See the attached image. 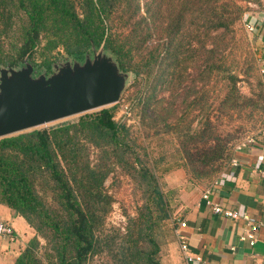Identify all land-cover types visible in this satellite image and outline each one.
Here are the masks:
<instances>
[{
  "label": "trees",
  "instance_id": "16d2710c",
  "mask_svg": "<svg viewBox=\"0 0 264 264\" xmlns=\"http://www.w3.org/2000/svg\"><path fill=\"white\" fill-rule=\"evenodd\" d=\"M218 1L0 0V66L19 67L26 61L35 73L40 67L49 74L61 51L83 61L103 46L121 71L155 75L156 90L167 72L165 57L177 69L179 55L187 51L186 38L193 58L194 53L198 58L202 51L208 53L205 65L211 63L210 73L218 69L211 60L214 49L206 50L208 39L220 29L230 33L244 12L240 0ZM260 86L258 104L264 111L263 82ZM151 99H141L145 117ZM114 116V108H102L75 121L0 138V205L36 232L13 264H89L104 252L115 264H162L159 233L170 218V205L148 154ZM211 124L207 118L181 146L190 181L205 189L229 164L237 146L228 147L229 141L223 142ZM113 166L137 174L151 203L128 221L125 233L110 236L104 225L112 197L104 182Z\"/></svg>",
  "mask_w": 264,
  "mask_h": 264
},
{
  "label": "rangeland",
  "instance_id": "374dc122",
  "mask_svg": "<svg viewBox=\"0 0 264 264\" xmlns=\"http://www.w3.org/2000/svg\"><path fill=\"white\" fill-rule=\"evenodd\" d=\"M146 0H141L144 3ZM225 2L219 0L218 4ZM244 12L238 24L230 33L220 29L209 38L206 50L214 49L211 60L218 69L210 73L206 66L208 53L201 52V57L190 55L188 38L184 40L185 53L179 55V66L174 70L171 59L165 57L164 80L154 90L153 77H136L131 71L128 82L118 103L104 108H114L115 120L125 123L132 133V139L153 162L160 190L170 205L171 215L160 228L162 238L160 260L162 264H187L173 234L177 223V211L182 204L183 194L191 192L197 186L189 179L187 168L183 165L182 143L203 125L208 118L221 135L228 147L239 145L247 138H255L264 133V111L258 104L261 94V82L264 84L262 60L264 58L261 34L262 25L256 34L246 30L245 24L254 19L263 24L264 0H240ZM117 22V20H115ZM166 39L164 38L161 43ZM155 38L149 46H153ZM148 45V43H147ZM166 56V54L164 53ZM69 59L61 53L56 55L54 63ZM39 60L37 61V63ZM170 63V65H169ZM46 69L37 67L35 75ZM35 72V71H34ZM47 74V72H46ZM146 81H149L146 84ZM152 96L147 116L143 115L141 99ZM253 101V102H251ZM258 105H255L256 103ZM235 107L230 109L231 105ZM156 110L153 111V109ZM256 107L257 109H254ZM102 108L89 111L92 113ZM263 109V108H262ZM151 113V115H149ZM146 114V113H145ZM82 115V114H81ZM81 115H75L59 121L39 126L35 129L48 128L62 122L75 121ZM149 115V116H148ZM157 117V118H156ZM156 118V120H155ZM170 125V126H169ZM34 130V129H33ZM141 149H136L141 152ZM96 151H92L91 160H95ZM220 175L216 174V176ZM106 192L112 197V204L105 219V233L114 235L116 231L125 233L128 221L136 218L151 200L145 195V186L138 175L127 173L118 166L104 182ZM36 234V232H35ZM41 244L44 240L40 238ZM11 243V241H9ZM89 264H115L107 253L97 255Z\"/></svg>",
  "mask_w": 264,
  "mask_h": 264
},
{
  "label": "crops",
  "instance_id": "0c3cea01",
  "mask_svg": "<svg viewBox=\"0 0 264 264\" xmlns=\"http://www.w3.org/2000/svg\"><path fill=\"white\" fill-rule=\"evenodd\" d=\"M264 21V20H263ZM264 23V22H263ZM264 47V28L261 34ZM264 53V49H263ZM254 143L236 154L239 166L229 164L220 174L223 184L211 195L214 202L230 209L246 212L264 223V133ZM205 188L195 187L183 194L177 211L179 220L187 223L189 251L199 254L203 264H264V227L256 231V242L250 246L241 240L245 222L215 215L202 198ZM0 221L11 226L14 241L0 236V264H13L35 231L21 216H14L9 208L0 205Z\"/></svg>",
  "mask_w": 264,
  "mask_h": 264
},
{
  "label": "water",
  "instance_id": "95a60500",
  "mask_svg": "<svg viewBox=\"0 0 264 264\" xmlns=\"http://www.w3.org/2000/svg\"><path fill=\"white\" fill-rule=\"evenodd\" d=\"M129 74L101 46L83 61L53 63L35 75L25 61L0 66V138L118 103Z\"/></svg>",
  "mask_w": 264,
  "mask_h": 264
},
{
  "label": "built area",
  "instance_id": "2783aa9c",
  "mask_svg": "<svg viewBox=\"0 0 264 264\" xmlns=\"http://www.w3.org/2000/svg\"><path fill=\"white\" fill-rule=\"evenodd\" d=\"M264 25L259 20L257 22L248 21L245 24V28L248 32L256 34L259 28ZM262 72L264 73V58L262 60ZM254 143V138H247L242 143L237 145L234 149V156L229 162V166L233 169L239 166V160L236 157L238 152ZM260 174L264 175V170H260ZM223 184V180L219 175L204 191L202 198L205 200L206 205L211 209L213 214L224 216L226 218H231L233 220H243L245 222L244 233L240 236L241 240H246L249 242L250 246H253L256 242V231L260 227H264V223L258 222L254 217L248 215L246 212H241L237 209H230L216 203L211 198V195L218 190ZM174 227V235L178 241L181 252L183 253L187 264H203L202 258L199 254H192L189 251L188 237L185 234L187 229V223L182 220H177ZM0 236L6 237L10 241H14V231L13 228L7 225L5 222L0 221Z\"/></svg>",
  "mask_w": 264,
  "mask_h": 264
}]
</instances>
